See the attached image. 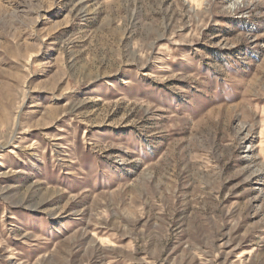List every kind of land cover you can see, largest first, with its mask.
Returning <instances> with one entry per match:
<instances>
[{"label": "rangeland", "instance_id": "obj_1", "mask_svg": "<svg viewBox=\"0 0 264 264\" xmlns=\"http://www.w3.org/2000/svg\"><path fill=\"white\" fill-rule=\"evenodd\" d=\"M0 264H264V0H0Z\"/></svg>", "mask_w": 264, "mask_h": 264}]
</instances>
